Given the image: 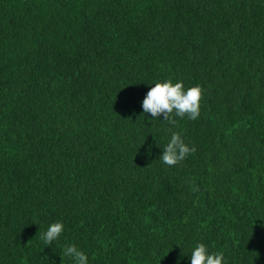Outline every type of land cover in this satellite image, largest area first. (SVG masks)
Segmentation results:
<instances>
[{
	"label": "trees",
	"instance_id": "obj_1",
	"mask_svg": "<svg viewBox=\"0 0 264 264\" xmlns=\"http://www.w3.org/2000/svg\"><path fill=\"white\" fill-rule=\"evenodd\" d=\"M169 78L203 87L198 119L143 112ZM169 128L196 147L172 167ZM198 243L264 264V0H0V264H74L71 244L190 264Z\"/></svg>",
	"mask_w": 264,
	"mask_h": 264
},
{
	"label": "clouds",
	"instance_id": "obj_2",
	"mask_svg": "<svg viewBox=\"0 0 264 264\" xmlns=\"http://www.w3.org/2000/svg\"><path fill=\"white\" fill-rule=\"evenodd\" d=\"M204 96V89L197 84L185 89L182 81L173 82L171 78L163 81L157 80L147 91L142 101V109L144 113L150 114L152 119H161L171 126H176V119L187 117L196 120L200 116V105ZM171 133L169 141L163 148L160 155L162 162L169 166H175L185 160L189 154L196 152L194 145L189 146L185 143L182 135L178 131ZM193 191H196L193 185ZM64 224L61 221L52 222L46 232L41 234V239L45 245H51L57 240L64 231ZM64 255L70 257L74 264H88V256L85 252L78 249L76 245L71 244L64 250ZM190 264H226L223 252L210 253L204 243H198L190 255Z\"/></svg>",
	"mask_w": 264,
	"mask_h": 264
}]
</instances>
